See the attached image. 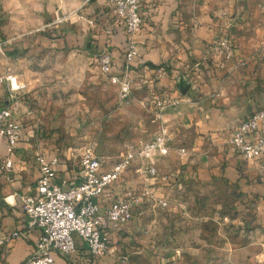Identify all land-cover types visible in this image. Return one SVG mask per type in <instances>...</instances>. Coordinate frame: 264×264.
I'll return each instance as SVG.
<instances>
[{"label":"rangeland","instance_id":"obj_1","mask_svg":"<svg viewBox=\"0 0 264 264\" xmlns=\"http://www.w3.org/2000/svg\"><path fill=\"white\" fill-rule=\"evenodd\" d=\"M142 2L145 24L164 31L169 20L175 29L188 22L206 0ZM104 13L110 21L108 0H0V109L9 108L26 131L23 162L29 168L34 152L49 150L77 170L79 154L87 148L109 168L158 131L162 111L155 86L146 96V84L135 76L129 98L122 99L95 69L106 40ZM225 15L221 11L216 19ZM172 58L151 67L154 84L158 72L171 75ZM8 77L17 80V92L10 91ZM5 157L0 154V176ZM176 157H155L157 179L141 175L135 165L122 175L114 189H131L141 199L127 225L114 231L101 264H264V195L223 174L187 171L204 168L203 156L184 163ZM3 187L0 230L9 210Z\"/></svg>","mask_w":264,"mask_h":264},{"label":"crops","instance_id":"obj_2","mask_svg":"<svg viewBox=\"0 0 264 264\" xmlns=\"http://www.w3.org/2000/svg\"><path fill=\"white\" fill-rule=\"evenodd\" d=\"M140 5L143 22L136 38L139 58L127 73L130 79L140 76V81L146 84V96L149 95L147 88L155 86L156 99L178 102L176 106L162 110L160 125L169 129L171 139L168 155H176L182 163L191 162V159L196 162L203 156L206 158L201 159L204 168L187 167V171L193 175L223 174L264 195V172L260 163L243 160L229 146V139L238 124L254 111L264 109V0H206L205 6L193 14V18L190 14L189 21L183 26L176 24L175 29V23L169 20L164 31L160 25L150 27L145 24L146 11L142 0ZM221 11L225 12V17L216 19ZM102 20L104 26L107 25L106 13ZM221 34L229 36L234 44L233 59L223 63L212 59L206 49ZM103 38L102 35L99 37V44L103 43ZM124 40L119 31L111 39L110 54L114 67L118 69L123 66ZM167 57H173L171 75L154 84L151 67L159 66ZM138 65L140 70L133 73L132 68ZM25 134L22 127V140L12 155L10 179L3 174L0 176L9 207L0 236L9 231L20 232L6 258L1 256L0 264H23L38 237L36 229L27 228L19 202V196L33 190L38 177L35 156L42 154L48 160L58 157V176L63 181H68L73 170L59 154L49 150L34 152V166H26L27 162H23L27 156ZM180 148L186 149L185 154H179ZM0 154H6L2 143ZM114 192L120 193L115 189ZM113 233L109 232V241L113 239ZM107 257V254L102 258L92 257L79 245L73 258L64 259L54 254L53 264H72L71 260L74 264H101Z\"/></svg>","mask_w":264,"mask_h":264},{"label":"built area","instance_id":"obj_3","mask_svg":"<svg viewBox=\"0 0 264 264\" xmlns=\"http://www.w3.org/2000/svg\"><path fill=\"white\" fill-rule=\"evenodd\" d=\"M108 7L110 21L104 26L106 40L94 64L97 72L116 86L120 97L127 100L131 94V79L127 71L138 58L136 38L143 22L140 0H108ZM116 31L121 32L125 39L121 69L114 67L110 54L111 39ZM206 49L209 55L223 62L234 57V44L225 34L218 36ZM162 76L160 72L156 74L157 78ZM7 82L10 91L17 92V80L8 77ZM156 104L162 111L178 102L159 99ZM21 140V123L14 119L9 108H1L0 143L6 148L1 170L7 180L10 179L12 155ZM170 143L169 129L162 124L150 141L137 149L128 148L109 168H105L101 158L90 149H84L76 161L77 170H72L68 181L59 179L58 157L48 160L37 154L38 177L34 188L30 193L19 196L27 228L38 231L34 248L23 264H53L54 254L64 259L73 258L79 245L86 248L92 257L101 258L107 254L109 232L127 225L141 199L131 189L117 194L115 186L133 165L139 167L141 175L157 179L155 157H165L170 152ZM229 144L243 160L259 162L264 172V109L244 118L234 130ZM159 203L166 206L164 199H159ZM19 236L20 232L14 230L0 237V256Z\"/></svg>","mask_w":264,"mask_h":264}]
</instances>
